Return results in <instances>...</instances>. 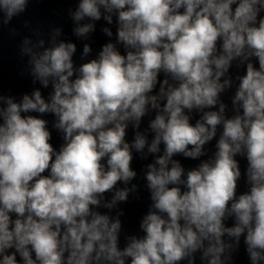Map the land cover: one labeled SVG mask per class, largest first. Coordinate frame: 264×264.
Here are the masks:
<instances>
[{
    "label": "clouds",
    "instance_id": "1",
    "mask_svg": "<svg viewBox=\"0 0 264 264\" xmlns=\"http://www.w3.org/2000/svg\"><path fill=\"white\" fill-rule=\"evenodd\" d=\"M31 3L0 0V33L19 36ZM67 15L80 63L62 27L24 19L37 39L18 74L39 87L0 89V264H237L241 247L264 264V0H78ZM134 157L151 159L138 173ZM145 191L129 233L122 205Z\"/></svg>",
    "mask_w": 264,
    "mask_h": 264
},
{
    "label": "water",
    "instance_id": "2",
    "mask_svg": "<svg viewBox=\"0 0 264 264\" xmlns=\"http://www.w3.org/2000/svg\"><path fill=\"white\" fill-rule=\"evenodd\" d=\"M78 0H33V3L29 5L28 12L20 19L13 22L20 32V35L15 38H9L7 30L0 33V89H2L6 94H12L19 98L22 93H30L33 87H39V85L33 86L30 77L21 78L19 76V71L26 64L27 57L21 62L18 57L19 48L18 45L21 43L24 37L31 38L34 42L37 39L36 36L32 35V32L24 29L22 26V21L28 19L32 22V27H40L44 33L50 30V27H62L63 35L61 39L66 41H71L77 44V53L74 55V61L80 63V54L83 50V43L77 39L73 33L72 29L74 27L73 22L67 15V9L69 7L75 8ZM96 31L91 35L88 43L91 44L93 51L99 50L100 46L105 43L109 38L106 37L101 31V27L105 26L103 20L96 22ZM48 40V36L43 37ZM50 89H43V93L47 95ZM227 102V96L224 97ZM51 119V117H47ZM194 122V121H193ZM131 139V133L128 136ZM54 147L59 146L60 140L57 134L53 133V140L51 141ZM213 144L215 141L212 142ZM211 147V145L209 146ZM179 158V157H178ZM149 161H140L138 158L134 157L133 168L138 173L141 170V165ZM181 163L187 167L195 166L198 161H192L188 158H180ZM246 161L241 160L242 169L245 166ZM243 190V188H241ZM147 192L143 193V199L140 202L131 200L127 205H122L125 208L126 216L122 218L124 220L125 230L129 233L139 232V220L142 215L147 211ZM123 246V240L121 242ZM197 264H200L197 258ZM237 264H248L247 258L244 255L243 247H241L240 255L237 259Z\"/></svg>",
    "mask_w": 264,
    "mask_h": 264
}]
</instances>
